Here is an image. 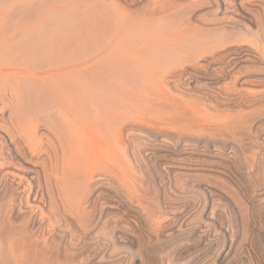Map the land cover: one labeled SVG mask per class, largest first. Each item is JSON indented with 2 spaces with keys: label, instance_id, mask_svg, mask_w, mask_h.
Returning <instances> with one entry per match:
<instances>
[{
  "label": "bare ground",
  "instance_id": "1",
  "mask_svg": "<svg viewBox=\"0 0 264 264\" xmlns=\"http://www.w3.org/2000/svg\"><path fill=\"white\" fill-rule=\"evenodd\" d=\"M143 10L151 21L177 14L185 33L197 31L196 20L215 24L224 37L193 43L166 30L132 38L129 102L112 83L115 68L88 76L105 52L79 54L71 36L0 41V264H147L150 244L164 233L183 234V253L197 254L188 264H246L236 230L214 219L207 198L216 190L211 181L243 179L227 163L230 148L216 147L220 138L240 124L255 132L264 124V36L253 47L233 36L262 27L264 0H132V13ZM241 82L255 86L252 94L243 95ZM170 98L182 100V114L165 112ZM137 132L156 141L138 147ZM185 182L205 202L190 200L184 210H200L203 220L175 213L138 239L147 189L157 205L169 206L173 184ZM134 246L141 256L131 254Z\"/></svg>",
  "mask_w": 264,
  "mask_h": 264
},
{
  "label": "rangeland",
  "instance_id": "2",
  "mask_svg": "<svg viewBox=\"0 0 264 264\" xmlns=\"http://www.w3.org/2000/svg\"><path fill=\"white\" fill-rule=\"evenodd\" d=\"M145 10L148 11L149 9L145 8ZM145 10L138 14L132 13V0H0V41L30 36H49L56 39H60V37L62 39L64 36L63 39L67 40L71 36L68 43L75 49L72 50L77 51L79 54L83 55L88 51L90 53L105 52L100 64H95L92 67L93 70L88 69V76L99 77L105 66H107V70L109 67L115 68L114 71H110V76L113 78L112 83H115L114 85L117 87L115 90L119 91V97L121 96L123 100L127 99L129 102L132 101V38L151 36L152 33L159 34V32L161 34L166 30L170 34L173 33L172 36H187V41L190 38L193 43L199 40H208L206 42H209L211 38V40H214L215 37L219 36L218 39L222 36V28L215 24H205L201 20L194 22L197 27L196 32H181L182 20L177 14L163 20L151 21L142 14ZM261 22L262 27L261 25L260 27L254 25L252 33L240 34L235 30L233 36L236 42L245 45L244 47L247 45L253 47L256 43H259L262 36H264V11H261ZM94 40L97 42H94ZM247 64V61H244V64L242 63V65ZM1 65L3 64L0 63ZM257 65L261 64L257 63ZM12 82H15V80ZM239 87L242 88L244 95L247 93L252 94L250 88L255 86L241 82ZM247 88H249V91ZM186 90L190 91V93H187V98L190 96L188 99L193 100L196 98V95L193 94L194 89ZM168 104H166L165 112L167 111L169 115L177 116L183 113L184 105L181 99L170 98ZM255 105H257L256 107L260 106L259 104ZM256 107L254 108L256 109ZM245 108L248 107L244 106ZM262 110L264 111V107ZM263 111L260 110V113H263L262 115H264ZM151 119L155 118L151 117ZM151 119L145 118L143 123L147 126L155 127L157 125L156 127H158L159 124ZM261 125L264 126V124ZM240 126L231 129L227 135L220 138L222 140L217 142L216 147L226 146L227 149L230 148L228 153H231V157L228 158L227 163L230 168L233 167L232 171L236 175L242 176V182L234 179H228L225 183L211 181L210 184L214 187V190L221 191V193L218 192V194L215 190L211 196H208V209L210 213L212 212L214 219H220L236 230L235 241L245 255L246 264H264V195H258L259 183L262 182L259 180L264 176V162L262 164L260 160L263 161V159H260L259 156L261 155L258 156L261 151L264 152V128L261 126V130L258 126L259 129L256 128L257 132H255V128L250 131L248 128H243L244 125L240 124ZM125 135L128 147L132 148V128ZM155 138L152 134L137 132L133 137V141L138 147H144L148 143L155 142ZM163 138L164 136L158 135L157 142L162 143ZM258 159H260V162ZM258 165L260 169L262 167L260 172L257 171ZM173 185H176L173 186L176 193L172 196L171 205L169 206L157 205L153 198L152 188L147 189L146 196L142 197L144 211L140 213L139 219L141 222L136 229L134 228L138 239L145 240L144 235L150 234L149 231L153 221L167 219L175 213L187 211L196 222L203 220L200 210L191 208L184 210L186 202L190 200L194 203L200 201L203 204L205 202L203 197L200 198L192 191L191 186L187 185L186 182L185 184L177 183ZM219 186L220 188H218ZM147 187L148 185L144 184V188ZM221 189L226 190V192ZM234 198L239 204L235 203ZM252 201H254V204L251 206L249 204H252ZM243 205H246V207H242ZM240 206L245 212L244 217L239 210ZM210 220H213V218H210ZM182 236L183 234H180L179 237H173V235L167 233L158 237L155 236L146 255L147 264H188L193 258H196L197 254L188 256L183 253L182 249L185 248L187 242ZM119 250L121 253L123 252V249ZM130 252L134 256H141L140 247L138 246L131 248ZM99 263L108 264L106 260ZM206 264L225 263L208 261Z\"/></svg>",
  "mask_w": 264,
  "mask_h": 264
}]
</instances>
